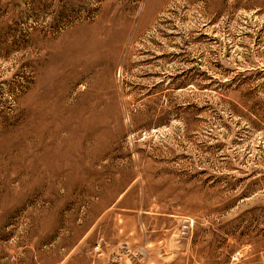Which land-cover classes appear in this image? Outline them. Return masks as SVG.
<instances>
[{
    "label": "rangeland",
    "instance_id": "rangeland-1",
    "mask_svg": "<svg viewBox=\"0 0 264 264\" xmlns=\"http://www.w3.org/2000/svg\"><path fill=\"white\" fill-rule=\"evenodd\" d=\"M69 254L264 264V0H0V264Z\"/></svg>",
    "mask_w": 264,
    "mask_h": 264
},
{
    "label": "crops",
    "instance_id": "crops-1",
    "mask_svg": "<svg viewBox=\"0 0 264 264\" xmlns=\"http://www.w3.org/2000/svg\"><path fill=\"white\" fill-rule=\"evenodd\" d=\"M81 247L80 243L77 245V250H79V248ZM75 256H80L83 257V255H72L69 254L66 256V260L63 262V264H100L99 261L94 262V263H90V262H85L83 260H79V259H73Z\"/></svg>",
    "mask_w": 264,
    "mask_h": 264
},
{
    "label": "built area",
    "instance_id": "built-area-1",
    "mask_svg": "<svg viewBox=\"0 0 264 264\" xmlns=\"http://www.w3.org/2000/svg\"><path fill=\"white\" fill-rule=\"evenodd\" d=\"M98 247H96L95 249H97Z\"/></svg>",
    "mask_w": 264,
    "mask_h": 264
}]
</instances>
